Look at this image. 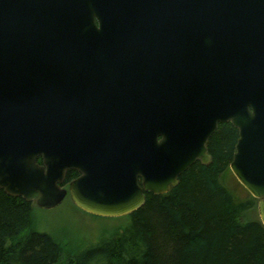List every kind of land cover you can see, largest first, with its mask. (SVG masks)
<instances>
[{
  "label": "water",
  "instance_id": "water-1",
  "mask_svg": "<svg viewBox=\"0 0 264 264\" xmlns=\"http://www.w3.org/2000/svg\"><path fill=\"white\" fill-rule=\"evenodd\" d=\"M227 122L229 167L264 225V0H0L9 195L129 215L209 165Z\"/></svg>",
  "mask_w": 264,
  "mask_h": 264
},
{
  "label": "trees",
  "instance_id": "trees-1",
  "mask_svg": "<svg viewBox=\"0 0 264 264\" xmlns=\"http://www.w3.org/2000/svg\"><path fill=\"white\" fill-rule=\"evenodd\" d=\"M238 138L230 122L219 124L209 165L197 161L167 193H146L126 225L72 252L35 227L34 203L0 187V264H264V225L246 218L258 200L238 201L222 182Z\"/></svg>",
  "mask_w": 264,
  "mask_h": 264
},
{
  "label": "rangeland",
  "instance_id": "rangeland-1",
  "mask_svg": "<svg viewBox=\"0 0 264 264\" xmlns=\"http://www.w3.org/2000/svg\"><path fill=\"white\" fill-rule=\"evenodd\" d=\"M222 182L238 201L249 198L251 195L238 181L230 167L222 176ZM255 217H259L257 206L246 212V218ZM128 221V215L109 217L85 212L74 204L69 195L56 208L41 209L36 206L34 209L35 227L39 231L52 234L67 252L98 242L103 236L119 230ZM60 264H67V262Z\"/></svg>",
  "mask_w": 264,
  "mask_h": 264
}]
</instances>
